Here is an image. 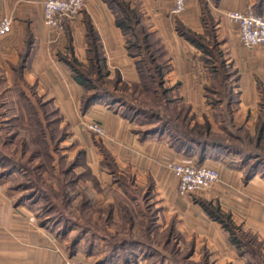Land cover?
<instances>
[{
	"label": "crops",
	"instance_id": "crops-1",
	"mask_svg": "<svg viewBox=\"0 0 264 264\" xmlns=\"http://www.w3.org/2000/svg\"><path fill=\"white\" fill-rule=\"evenodd\" d=\"M44 1L0 0V21L3 18L12 21L11 32L0 37V70L10 72L17 80L18 83L15 80L14 83H17L21 100L35 105V98L44 108L64 116L97 118L106 128L108 138L118 142L116 163L119 174L132 181L130 185L122 186L121 196L130 198L131 192L139 189L151 194L152 205L159 212V219L165 221L164 226L174 220L175 230L181 234L178 245H192L190 259L203 253L217 255L214 258L216 264H225L220 262L223 258L226 260L223 262L233 261L235 264L243 261L233 251L235 246L228 234H223L221 223L204 208L196 205L192 209L189 204L185 206L186 215L181 216L170 206L174 198L177 199L176 190L171 188L172 182L164 183L166 175L159 172L158 164L187 163L189 160L194 165L218 170L222 181L231 182L233 186L242 183L248 186L257 175L248 178L247 167L238 154L221 155L210 147L204 151L200 148L188 152L180 150L166 130L142 138L141 131L146 126L127 118L123 114L125 107L119 104L101 100L83 111L84 88L75 79L65 58L72 55L82 64L88 63V23L99 37L107 80L119 79L120 84L133 88L135 98L141 100L144 90L139 59L129 55L127 38L117 26L115 15L105 0H85L80 16L75 21H67L61 33L45 25ZM141 1L151 17V20H144L147 30L165 50L163 63L167 70L163 76V88L168 91L170 113L183 111L187 118H194L192 123L196 121L199 125L207 119L213 132H219L224 119L232 118L236 126L254 133L263 111L264 46L243 47L238 24L226 19L225 14L252 5L264 16V2L259 7L258 0H186L187 11L180 21L198 35L212 36L229 71L231 98L213 105L206 90L215 85V64L208 62L209 57L203 49L177 32L171 16L174 0ZM204 5L211 24L203 21ZM162 21H169L170 28L164 27L167 25ZM18 69H21L20 77ZM5 82L9 83V77ZM215 117L221 118V125L216 123L217 130L212 125ZM3 179L0 175V264H98L104 258L107 243L103 236L92 229L84 232V225L80 222H69V229L65 230L62 222H48L40 207L27 204V201L12 203L9 189L2 187ZM135 205L138 206V200ZM85 227L90 228L89 225ZM108 264L124 263L117 257ZM127 264L151 263L145 249L135 248L129 254Z\"/></svg>",
	"mask_w": 264,
	"mask_h": 264
},
{
	"label": "rangeland",
	"instance_id": "rangeland-1",
	"mask_svg": "<svg viewBox=\"0 0 264 264\" xmlns=\"http://www.w3.org/2000/svg\"><path fill=\"white\" fill-rule=\"evenodd\" d=\"M122 1L128 3L130 9L141 14L142 23L146 27L144 20H151V17L143 1ZM170 1L168 0V2ZM186 11L181 14L171 12L172 21L175 23L179 34L181 33L178 27L187 29L180 21L184 18ZM76 19L71 20V22ZM203 21H206V23L211 21L209 13L205 15L204 11ZM148 23L153 24L151 21H148ZM162 24L167 25L164 27L170 28L169 21H162ZM209 24L211 23L209 22ZM206 40L209 43L213 42V38L209 35H207ZM165 67L167 70V65ZM6 77H9V83L5 82ZM14 80L10 72L0 70V175L4 177L1 181L2 187L9 189V200H12L14 204H22L27 201V204L29 202L30 205L40 207L41 214L47 218L48 222H52L49 221L50 216L58 217L59 215V217L62 216L70 222H80L84 226H97V228L102 226L103 218H105L104 212L111 207L110 205H114V208H116L124 203L127 205L135 204L136 202L131 201L129 197L121 196L120 189L122 190V186L125 183L130 185L132 181L128 177L125 179L119 174L120 170L116 163V153L119 151L118 142L114 143L113 140L108 138L107 130L100 121L96 120L97 118H87L85 115L79 117L64 116L57 111L44 108L42 103L35 98V105L21 100V95L16 87L18 82L15 80L17 82L15 84ZM130 89L132 90V88ZM27 90L29 89L27 88ZM206 93L209 98L210 93L207 90ZM142 94L140 103L156 106L153 95L148 94L145 90ZM28 103L32 104L30 105L31 108L28 107ZM35 112H37L36 115ZM193 119V117L185 119L187 120L186 124L191 127L199 125L196 121L192 123L191 120ZM220 119L219 117L213 118L215 123L212 125L215 130H217V126L221 125ZM228 119L232 120V118H227L224 121ZM134 120L139 125V120L136 118ZM94 125L100 126L104 133L93 131L91 127ZM143 127L145 126L143 125ZM235 127L239 129L241 136L248 141V139L255 138L258 125L254 133L241 129L236 125ZM137 128L138 126L134 129L135 134ZM43 131L46 132L43 136L46 141H37L36 137ZM214 134L217 137L224 136L222 133ZM237 145L239 147L244 146L241 143ZM246 147L248 150H252V145L244 146V148ZM36 151H41V153L34 157L33 154ZM186 162L183 164L197 166L190 163L189 160ZM171 163L158 164L159 172L166 175L163 178L164 183L172 182L171 188L176 190L177 199L174 198L170 206L178 210L177 213L181 216H185V211H187L185 206L189 204L192 209L196 205L203 208L200 204L201 201L211 204L214 209H218L224 216L228 217L234 227V234H232L221 223L223 234L225 236L228 234L232 240V245L235 246H233L235 250L232 248L233 251L238 254L239 260L240 258L243 260L237 264H264V166L259 168V172L255 174L257 178H252L254 181L248 186H244V183L233 186L231 182H223L220 174V181L209 190L182 196L178 192L177 178L168 169V165ZM14 166L18 170H13ZM39 175L40 178L37 177ZM30 179H35L37 184L43 186V193L38 194L40 196L38 198L37 196L29 198L28 195L31 191L23 189L25 183ZM112 179L115 182L112 183ZM40 180H43V183ZM137 192H141L136 195L141 197L138 202L141 204L142 212L137 214V212L132 211L133 213H131L135 218L136 229L132 238L152 243L159 249L156 252L159 258L166 253L169 259L177 263L178 260L182 259L179 252H187L192 245H178L181 234L175 230L174 239L176 241L173 239V242L167 247L163 237L171 224L175 227L174 220L165 227V221L159 219L160 214L158 211L156 212L155 205H152L154 204L152 195L149 194L147 198H144L145 193L142 189L137 190ZM42 194L47 198L41 196ZM19 196H21V203L18 202ZM48 198L49 200H47ZM49 207L53 210L52 212ZM135 207L138 209V206L135 205ZM119 209H115V216L111 222L114 227L124 225L125 220L121 218ZM150 220L153 222L151 236L154 239L152 242L146 234V228L150 224ZM142 228L145 229V232H140ZM234 237L240 240L242 244L234 243ZM176 250L178 252L175 254ZM214 258H217V255L198 253L194 255L193 260L189 258L186 261H178V263L216 264ZM223 261L226 260L224 258L220 260L221 263L235 264L233 261ZM82 263L90 264L87 262Z\"/></svg>",
	"mask_w": 264,
	"mask_h": 264
},
{
	"label": "trees",
	"instance_id": "trees-1",
	"mask_svg": "<svg viewBox=\"0 0 264 264\" xmlns=\"http://www.w3.org/2000/svg\"><path fill=\"white\" fill-rule=\"evenodd\" d=\"M105 1L115 15L117 26L123 31V34L127 38L126 44L129 55L139 59L138 68L143 79V90L154 96L156 106H148L140 103V100L134 96L133 88L131 90L126 84H120L119 79L111 81L107 80L108 72L106 71L104 58L101 54L99 37L91 24L88 23L86 35L88 63L82 64L72 55L65 58L75 74V79L84 88L85 94L82 98L83 111H87L95 102L101 100L119 104L125 107L123 114L127 118H136L139 120L141 125L143 124L146 126V129L141 131L142 138L166 130L171 136L173 143L180 150L183 149L188 152L191 149L200 148L204 151L210 147L216 153L221 155L238 154L242 157L243 164L247 167L248 178L253 174H257L259 172V168L264 166V92L262 102L263 111L261 119L258 123L255 138L248 139V141L247 139H244L239 133V129L235 127L231 119L223 122V124L219 127V132H213L211 124L208 121L204 124L191 127L185 122V119H187L185 112L177 111L174 114H171L168 110V91L163 88V76L166 72V65L163 63L165 55L163 46L159 42L157 43L153 40V37L148 32L147 27H145L142 23L140 17L141 14H139L136 10L130 9L128 3L122 0ZM263 2L264 0H258V6L260 7ZM255 10L259 13V10L256 8ZM203 11L205 15L208 14L207 7L205 5L203 6ZM66 22L67 20L64 21V24ZM178 29L182 36L205 51L207 57H209L207 60L210 64H215L217 73L215 85L207 87V91L210 93L209 99L211 103L213 105H218L219 103L231 98L232 87L230 83L229 71L225 66V61L214 40L212 43H209L204 36L198 35L189 29L179 27ZM17 71L20 77L21 69H18ZM30 105L32 104L28 103V107L31 108ZM36 113L37 112H35V115ZM183 113H185L184 116ZM44 133L46 134V132L43 131L38 134V137L35 136L37 141H46V138H43V136H45ZM214 133H222L224 136L217 137ZM240 143L244 146H247L248 144L252 145V150H248L247 147L244 148V146L239 147L237 144ZM40 153L41 151H36L33 155L35 157L36 155H40ZM14 167L12 168L13 170H18ZM37 177L40 178V175ZM40 181L43 183V180ZM41 185L37 184L35 179H30L27 183H25L23 189L31 191L28 195L29 198L36 196L38 198L40 197L38 194L43 193V186ZM136 194V191L131 192V201H139V198L141 197ZM41 196H43V194ZM145 197L147 198L148 194H145L144 198ZM45 198L47 197L45 196ZM47 200H49V198ZM200 204L213 219L222 223L230 232H232V234H234V227L228 217L224 216L218 209H214L211 204L207 202L201 201ZM49 206L52 208L51 205ZM110 206L111 207L104 212L105 218H103V224L101 227L91 228L92 226H90V228H86L84 226L83 228L84 232L88 231V229H92L95 233H98L100 237L103 236L105 238L107 243L106 253L104 258L98 264H108L112 261V259L117 257H119L124 264H127L129 262V254H132L135 248L145 249L146 255L150 258L151 264H179V260L176 263L164 255L159 258L156 254L159 250L152 243L144 242L138 238H132L134 237L133 232H135L136 229L134 222L135 218L131 215V213H133L132 211L137 212V214L142 212L140 208L141 204L139 202L138 209L135 207V204L127 205L124 203L118 206L120 207V209L118 208L120 212L119 214L122 216L121 218L125 220L122 227H114L112 225L111 222L115 216V208L114 205ZM50 207L49 209H51ZM52 211L53 210L51 209V212ZM49 221L58 223L62 222L65 224V230L69 229L70 221L64 219L62 216H50ZM152 223L153 222L151 221L146 228V234L149 236L151 242L154 239V237L151 236L153 228ZM144 230L145 229L142 228L141 231H139L145 232ZM175 233V227L171 224L163 237L167 247L171 242H173ZM174 241L176 240L174 239ZM233 242L236 244H242L240 240L236 239V237L233 238ZM177 252L178 250L174 253L176 254ZM179 254L182 257L180 261H186L190 258L192 251L188 249L187 252H179Z\"/></svg>",
	"mask_w": 264,
	"mask_h": 264
},
{
	"label": "built area",
	"instance_id": "built-area-1",
	"mask_svg": "<svg viewBox=\"0 0 264 264\" xmlns=\"http://www.w3.org/2000/svg\"><path fill=\"white\" fill-rule=\"evenodd\" d=\"M84 6L85 0H45L44 23L47 27L61 33L64 29V21L76 19ZM185 10L186 0H174L172 13L181 14ZM226 18L238 24L239 40L245 48L264 46V16L257 13L254 6L249 5L242 10L229 11L226 13ZM11 30V19L3 18L0 21V37L8 35ZM91 129L104 133L98 125L92 126ZM168 169L177 178L178 192L182 196L204 192L220 181L219 171L209 167L171 163Z\"/></svg>",
	"mask_w": 264,
	"mask_h": 264
}]
</instances>
